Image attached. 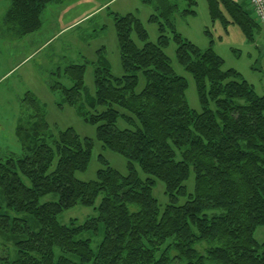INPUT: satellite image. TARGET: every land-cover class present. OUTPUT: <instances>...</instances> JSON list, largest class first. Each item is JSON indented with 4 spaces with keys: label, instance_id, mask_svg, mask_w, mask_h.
<instances>
[{
    "label": "trees",
    "instance_id": "16d2710c",
    "mask_svg": "<svg viewBox=\"0 0 264 264\" xmlns=\"http://www.w3.org/2000/svg\"><path fill=\"white\" fill-rule=\"evenodd\" d=\"M57 1L10 0L5 24L14 38L24 39L41 29L45 8ZM147 1L173 28L178 60L193 73L202 111L189 106L187 80L175 72L164 50L169 42L164 24L154 43L134 13L116 14L125 74L114 76L106 60L97 65L96 98L89 101L93 111L85 118L98 125L105 147L128 159L129 172L122 174L102 156L107 166L95 180L78 179L76 172L90 163L93 140L73 128L55 137L28 92L37 114L34 109L17 126L22 154L0 151V192L10 210L33 216L38 229L26 218L0 213V232L14 236L18 252L5 264H264V240L255 237L264 226V95L236 69H224L212 47L202 50L176 32L173 17L196 13L195 0H187L189 8L182 11L171 0ZM207 1L214 20L230 22L224 8L249 39L264 25L248 0L246 6L245 1ZM134 32L145 41L142 47ZM85 71L86 64H69L65 73L73 86L52 84L81 111ZM141 71L146 84L138 92ZM102 106L106 109L100 111ZM119 118L129 126L119 128ZM192 172L194 190L189 192ZM157 179L169 198L164 206L153 193ZM48 194H57L58 200L40 203ZM100 195L96 216L59 221L64 210L95 205ZM101 227L103 238L95 251L92 239L81 236Z\"/></svg>",
    "mask_w": 264,
    "mask_h": 264
},
{
    "label": "rangeland",
    "instance_id": "374dc122",
    "mask_svg": "<svg viewBox=\"0 0 264 264\" xmlns=\"http://www.w3.org/2000/svg\"><path fill=\"white\" fill-rule=\"evenodd\" d=\"M179 5V9L189 8L187 0H171ZM196 13L177 12L173 17L176 32L185 39L195 43L200 49L213 48L224 63V69H236L253 85L255 91L264 95V25L256 30L254 38L249 39L242 27L231 21L228 12L223 13L230 21L214 20L210 14L207 0H195ZM241 1V0H235ZM10 7V0H0V151L22 154L21 139L17 134V126L25 123L29 115L37 114V109L31 103L27 93L35 99L41 108L44 121L49 131L55 137L60 132L73 128L81 138L93 140L92 157L86 170L77 171L76 177L83 181L95 180L98 170L109 165L124 175L129 172L128 159L108 147L98 137V125L85 118L87 111H93L89 101L96 98L95 70L104 60L114 76H122L125 70L122 64L119 39L115 23V15L134 13L148 31V41L157 43L162 33L161 24L169 36V42L164 50L170 58L171 64L178 75L187 80L186 99L189 106L200 112L203 109L196 80L178 60L177 47L173 28L167 24L165 18L156 10L153 3L147 0H60L47 5L42 19L40 30L24 39L14 38L4 16ZM159 13V14H158ZM158 14L157 19L153 15ZM254 16V15H253ZM255 17V16H254ZM14 36V37H13ZM136 43L142 47L145 41L132 34ZM45 42H48L46 45ZM41 50L36 51L39 47ZM30 56V57H29ZM28 59L24 60L25 58ZM69 64H86L84 75L85 99L82 111L79 106L65 102L61 89H55L52 84L61 82L66 87H72L74 80L65 73ZM14 68L11 72V70ZM9 72L6 76H4ZM146 84L144 72H139L141 91ZM29 97V98H27ZM210 107L215 109L216 104L210 101ZM35 109V111H33ZM106 109L105 106L99 110ZM121 112V108H118ZM119 128L128 127V123L119 118ZM56 164V160L54 166ZM140 175L145 179L147 174L137 164ZM194 172L191 173L186 186L189 192L194 190ZM23 179L29 183L28 179ZM161 205L169 202L166 187L163 181L157 179L153 190ZM100 195L92 206L77 204L59 214L61 223L69 224L72 220L84 222L87 218L97 215L96 208L100 204ZM58 200L57 194H48L41 198L40 203ZM0 213L12 217L26 218L33 229H38L36 219L25 213H17L6 206L0 192ZM82 238H91L93 249L96 251L103 238V227L97 233H85ZM255 237L264 240V226H259ZM16 239L10 234L0 232V264L17 258ZM57 253L60 250L57 249Z\"/></svg>",
    "mask_w": 264,
    "mask_h": 264
},
{
    "label": "built area",
    "instance_id": "2783aa9c",
    "mask_svg": "<svg viewBox=\"0 0 264 264\" xmlns=\"http://www.w3.org/2000/svg\"><path fill=\"white\" fill-rule=\"evenodd\" d=\"M250 3L256 18L264 24V0H250Z\"/></svg>",
    "mask_w": 264,
    "mask_h": 264
},
{
    "label": "crops",
    "instance_id": "0c3cea01",
    "mask_svg": "<svg viewBox=\"0 0 264 264\" xmlns=\"http://www.w3.org/2000/svg\"><path fill=\"white\" fill-rule=\"evenodd\" d=\"M245 1V2H244ZM239 2H244V5H245V3H246V0H241V1H239ZM246 6V5H245ZM7 12V11H6ZM48 42H45V44L44 45H46ZM43 47L41 46V47H39L36 51H38V50H41ZM30 57V56H29ZM29 57H27V58H25L24 60H26V59H28ZM14 68H12L11 70H9V72H11L12 70H13ZM9 72H7L4 76H6Z\"/></svg>",
    "mask_w": 264,
    "mask_h": 264
}]
</instances>
